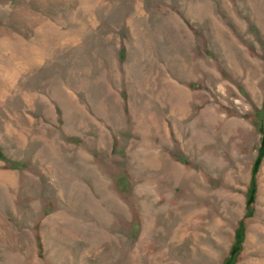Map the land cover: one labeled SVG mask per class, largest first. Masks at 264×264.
<instances>
[{"label": "rangeland", "instance_id": "obj_1", "mask_svg": "<svg viewBox=\"0 0 264 264\" xmlns=\"http://www.w3.org/2000/svg\"><path fill=\"white\" fill-rule=\"evenodd\" d=\"M0 264H264V0H0Z\"/></svg>", "mask_w": 264, "mask_h": 264}]
</instances>
